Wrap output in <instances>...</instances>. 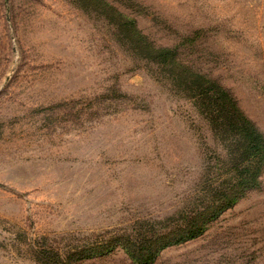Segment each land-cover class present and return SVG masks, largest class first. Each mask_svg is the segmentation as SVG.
Segmentation results:
<instances>
[{"label":"rangeland","instance_id":"obj_1","mask_svg":"<svg viewBox=\"0 0 264 264\" xmlns=\"http://www.w3.org/2000/svg\"><path fill=\"white\" fill-rule=\"evenodd\" d=\"M217 87L264 136V0H0V264L206 216L239 147ZM154 264H264V172Z\"/></svg>","mask_w":264,"mask_h":264},{"label":"trees","instance_id":"obj_2","mask_svg":"<svg viewBox=\"0 0 264 264\" xmlns=\"http://www.w3.org/2000/svg\"><path fill=\"white\" fill-rule=\"evenodd\" d=\"M154 57L158 60L167 59L170 50L155 49ZM159 53V54H158ZM206 91H211L206 88ZM209 105L216 106L212 110V121L221 126L224 132L238 137L239 147L232 148V154L225 165L231 174V183L228 187L219 190V204L212 207L203 218H195L183 228L171 230L169 233L143 235L139 239L116 237L106 242L91 245L75 251L68 256L57 253L51 260L44 264H80L84 260L107 256L115 250H122L133 264H154L156 257L166 247L180 244L200 236L207 223L220 212L231 208L238 200L242 199L249 190L260 186V177L264 172V136L254 124L238 111L234 100L227 91L217 87L210 94H206Z\"/></svg>","mask_w":264,"mask_h":264}]
</instances>
